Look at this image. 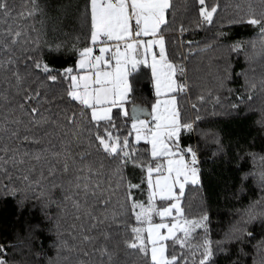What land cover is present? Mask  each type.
Instances as JSON below:
<instances>
[{"label":"trees","instance_id":"trees-1","mask_svg":"<svg viewBox=\"0 0 264 264\" xmlns=\"http://www.w3.org/2000/svg\"><path fill=\"white\" fill-rule=\"evenodd\" d=\"M6 2L11 14L0 12V156L6 161L0 257L7 264H145L124 243L131 239L125 225L136 226L127 185L142 193L145 172L131 163L121 167L105 153L95 134L110 125H97L67 95L63 72L92 45L90 0H35L33 15V0ZM213 2L206 0L209 7ZM215 3L213 23L201 26L197 0H173L164 31L168 59L184 67L188 88L176 93L181 122L193 124L181 132L180 146L193 148L199 168V184L185 185L182 206L188 217L207 212L211 264H264V35L261 26L246 23L250 14H264V0ZM182 48L188 49L183 55ZM38 62L51 71L36 68ZM130 81L125 107L148 106L154 98L148 68L141 66ZM111 116L114 134L128 137L138 162H149L147 144L129 135L131 114L114 108ZM85 183L97 194L86 196ZM203 236L198 230L193 243Z\"/></svg>","mask_w":264,"mask_h":264},{"label":"snow or ice","instance_id":"snow-or-ice-1","mask_svg":"<svg viewBox=\"0 0 264 264\" xmlns=\"http://www.w3.org/2000/svg\"><path fill=\"white\" fill-rule=\"evenodd\" d=\"M197 3L200 6L201 26L212 24L217 12L215 0L211 7L206 0H197ZM33 5L29 15L38 10L35 0ZM89 6L93 47L80 51L78 74H73V69L67 68L63 75L69 81L67 95L90 109L91 120L97 125L101 121L110 125L112 130L104 128L103 135L99 132L95 134L101 149L119 158L121 167L131 163L145 172L142 182L147 185L146 202L132 198L131 189L139 188V185H127L129 209L136 226L125 225L131 239L124 243L127 248L138 251L145 264H211L213 242L208 238V214L205 211L198 217L190 218L182 206L185 185L199 184V168L193 148H181L179 143L181 132H190L193 124L181 122L177 107L176 93L185 91L186 85L178 83L176 77L177 74L183 76L184 68L169 60L165 49L164 31L170 30L167 16L174 6L173 0H90ZM0 12L5 16L11 14L6 0H0ZM246 23L261 26L260 31L264 35V14L260 18L250 14ZM179 30L183 32L185 29L181 26ZM19 35L15 33L16 37ZM154 46H158V51L153 50ZM239 47L233 46L234 50ZM96 48L98 55L94 54ZM58 50L59 46L52 49L53 52ZM142 65L151 69L157 100L152 105L149 121L140 119L135 115L136 107L132 108V131L129 135L135 133L137 143L143 139L151 146L149 162H138L136 149L130 146L128 137L114 134L115 125L111 116L113 108H118L123 116L129 117L125 105L129 103L133 90L130 77ZM35 66L44 72L51 71L43 62ZM49 79L56 81L57 78L49 76ZM162 96L169 98L162 100ZM31 111L36 113L38 110L33 108ZM12 135L18 137L19 134L13 132ZM5 163L4 157L0 156V169ZM64 170L68 171L67 164ZM116 171L119 172L120 168ZM24 178L27 179L26 176ZM261 179L264 180V173ZM83 188L86 196L89 193L97 194L88 183ZM158 200L163 202V206H157ZM102 202L108 203L107 200ZM249 216L254 218V213L250 211ZM154 217L159 218V222H154ZM198 230H202L204 236L199 243H193ZM100 251L111 261L112 255L107 248ZM0 264H7V261L0 257Z\"/></svg>","mask_w":264,"mask_h":264},{"label":"crops","instance_id":"crops-1","mask_svg":"<svg viewBox=\"0 0 264 264\" xmlns=\"http://www.w3.org/2000/svg\"><path fill=\"white\" fill-rule=\"evenodd\" d=\"M151 37H144V39H150ZM88 47H93V45H90V46H88ZM153 50L154 51H158V46H154L153 47ZM94 54H96V55H98L99 54V51H98V48H96V49H94ZM79 59H80V56H78L77 57V59H76V61H75V64H74V69H73V74H78L77 73V64H78V61H79ZM149 60H150V56H149ZM143 66V65H142ZM147 67V66H146ZM148 68V67H147ZM148 70L150 71V75H151V69L150 68H148ZM177 79V78H176ZM178 82V81H177ZM151 83H152V89H153V93H154V98L152 99V101L150 102V104L148 105V106H146L145 104H143V103H139V102H136V103H134V104H132L131 105V107L130 108H127L128 110H129V114H131V116L133 115V113H132V108L135 106L136 107V113H135V115H137V116H139V118L140 119H142V120H144V121H149V120H151V115H150V113H151V108H152V105L153 104H155V102H156V100H157V97H156V95H155V89H154V87H153V79H152V75H151ZM169 97L168 96H162L161 97V99L163 100V99H168ZM176 100H177V98H176ZM177 107H178V104H177ZM114 109V108H113ZM118 109V108H117ZM119 110V112H120V114L121 115H123L122 114V112H121V110L120 109H118ZM88 111H89V115H90V109H88ZM113 111V110H112ZM132 124V123H131ZM132 130V129H131ZM132 139H133V141L134 142H136V140H135V133H133L132 134ZM139 142H144V143H146L145 142V140H140ZM179 143H180V140H179ZM147 144V150H148V153H149V151H150V145L148 144V143H146Z\"/></svg>","mask_w":264,"mask_h":264},{"label":"rangeland","instance_id":"rangeland-1","mask_svg":"<svg viewBox=\"0 0 264 264\" xmlns=\"http://www.w3.org/2000/svg\"><path fill=\"white\" fill-rule=\"evenodd\" d=\"M187 158L188 157H186V159ZM131 195H132V198L134 200H136V201H144V202H146L147 201V185H146V188H144V191L142 193H139V195H136V194H134L132 192H131ZM157 206L158 207L163 206V202H161V201L158 200L157 201ZM154 222H159V218L154 217ZM162 231H164V230H162Z\"/></svg>","mask_w":264,"mask_h":264},{"label":"built area","instance_id":"built-area-1","mask_svg":"<svg viewBox=\"0 0 264 264\" xmlns=\"http://www.w3.org/2000/svg\"><path fill=\"white\" fill-rule=\"evenodd\" d=\"M177 33H179V32H177ZM187 41V39H182L181 40V43H183V42H186ZM185 51H188V49H184L183 50V48H182V50H180V54H184V52ZM184 68V67H183ZM178 83H182V84H184V85H186V89H185V91H182V92H187V82H186V78H185V75H183V78L181 79V80H178ZM6 243H0V247H2L3 248V250H4V245H5Z\"/></svg>","mask_w":264,"mask_h":264}]
</instances>
